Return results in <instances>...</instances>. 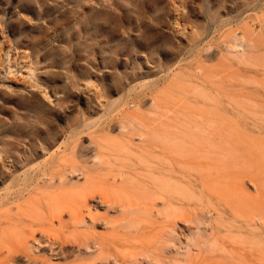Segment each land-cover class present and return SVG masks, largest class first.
I'll list each match as a JSON object with an SVG mask.
<instances>
[{
	"label": "rangeland",
	"instance_id": "obj_1",
	"mask_svg": "<svg viewBox=\"0 0 264 264\" xmlns=\"http://www.w3.org/2000/svg\"><path fill=\"white\" fill-rule=\"evenodd\" d=\"M224 1L0 0L1 247L31 241L34 230L35 237L47 244L39 248L27 244L26 251L46 264H181L188 259L190 264H237L233 256L249 250L251 243L264 246V225L255 227L258 217L251 213L240 218L238 209L241 205L246 214L250 208L264 214V68L249 73L225 60L218 45L220 36L239 28V41L246 45L255 41L257 49L249 55L263 62L264 24L259 16L264 0L245 9L223 8ZM229 21L233 27L225 24ZM217 24L226 26L216 28ZM202 29L209 32L204 44H193L190 38ZM216 67L220 72L210 74ZM242 95L252 101L253 112L237 104ZM124 113L135 117L151 136L154 127L165 137L169 134L176 157L182 155V141L187 142L189 164L201 163L199 168L211 174L210 181L202 191L193 177L177 169L175 176L182 184L174 186L178 191L170 218L157 199L151 213H141L129 226L118 228L103 245L101 257L93 259L88 248L93 239L110 233L105 218L122 214L95 198L79 206L81 192L98 190L116 205L130 196L125 184L112 179L120 163H133V155L128 154L130 160L126 155L133 153L131 149H118L122 132L117 118ZM107 137L115 139L108 157L102 155L110 161L102 171L105 176L95 182L67 177L70 193L63 194L66 191L59 189L64 179L49 177L54 166L70 159L90 165L91 143ZM132 139L140 143L139 137ZM201 155L221 161H211L215 168L206 169ZM135 167L130 176L135 175L136 186L145 188L141 171L150 166H139L137 172ZM44 170L47 176L42 177ZM49 183L58 191L45 190ZM181 189L190 190L189 204ZM140 193L132 198L136 204L143 201ZM61 204L63 223L52 218L53 208ZM73 207L85 224L65 225L70 221L67 208ZM38 231H45L44 237ZM213 233L217 240L206 238ZM52 237L64 239V245L49 248ZM4 254L2 248L0 256ZM24 257L19 254L17 264ZM259 258L264 262L255 252L246 260L262 264Z\"/></svg>",
	"mask_w": 264,
	"mask_h": 264
},
{
	"label": "bare ground",
	"instance_id": "obj_2",
	"mask_svg": "<svg viewBox=\"0 0 264 264\" xmlns=\"http://www.w3.org/2000/svg\"><path fill=\"white\" fill-rule=\"evenodd\" d=\"M253 1H256V0H253ZM261 9H263V8H261ZM259 17H260V21L262 22V24H264V12L261 13V15ZM237 29H239V28H236L235 30H230L229 32H226L224 34V38L237 36L238 35V33L236 32ZM240 29H241V27H240ZM262 42H264V39L260 43V46L263 48L262 49V51H263L262 55H264V43H262ZM233 47H234V50H236V55H237L238 59L239 60L244 59L243 63H247L251 66L255 65V67H263L264 68V56L262 57L263 62H261V63L256 62L255 64H253V62L250 61L251 59L248 56V54L252 48L257 49L256 48L257 44L255 41H253V43L248 44V45H246L244 43H239V44L234 45ZM248 83L254 84L255 82L253 80H250ZM238 99H239V103H237V104L239 105V107L241 109H243L244 111L247 110L249 112H253L251 110V107L249 108V102H252V101L247 96L242 95ZM134 118L135 117L129 116L125 113L122 115V117L117 118L121 124V132H122L120 139H118L119 141L121 140L118 149H125V146L127 148L126 150L131 149L133 151V153L130 151H127L126 155H127V158L129 160H130V158H129L130 155H128V154L130 153L133 155L132 156L133 159H131V161H133V163H131V165L130 164L124 165V164L120 163L116 173H114L113 177H112L113 181L119 180V183L125 184L127 186V190L130 192V196L128 197L127 201H119L118 204L116 205L115 202H113V201L111 202L110 200H108L106 198V196L98 190L96 192H93L90 194H88L87 192H86V194L85 193L83 194L81 192V194L83 195L82 196L83 200L79 204V206H84V205L86 206L88 200H90L91 198H95V200L98 199L96 202L98 204L101 203L103 205V207H106V208L111 207L117 213L120 212L122 214L121 217L115 218V219H109L107 217L105 218L104 225H108V224L110 225V233H108L107 235H101L99 238L100 240L93 239V241H92L93 245L88 247V248L92 249V251H93V253H92L94 255L93 259H99L101 257L102 252H103V248H104L103 245L107 241H110L111 237L113 238V234L118 228H124V227L129 226V224L132 221H135V219L138 217L137 215H139L141 213L146 214V215L151 213L153 211V208L155 206H157V204H158L157 199L162 200L161 209H163V211L165 213V217L170 218V215H172V213L174 212L173 201H175L174 200L175 197L173 198V195H174V193H176L178 191L177 189H174V186H176L177 184H179V185L182 184V182L175 176V171L177 169H179V171L182 174H185L186 176H188L190 178L193 177V179H194L193 181L194 182L197 181L200 184L199 186L201 187L202 191H203L205 185L207 183H209V181H210L209 179H210L211 174H209L208 171H207V173L204 172L203 170H205V169L199 168L200 166H202L201 163H200L199 167H194V166L189 164L188 157H187V155L189 153L187 142L184 143V140L182 141V145H183V147L181 148L183 150L182 155H180V157H176L175 154L173 153L172 145L170 144L171 141H170V135L169 134L167 137H165L164 134L160 133L157 130V127H154L153 130L157 131L158 135H155V131H154L153 136H151L150 131L142 130V128L144 126L141 123L136 122ZM136 128H139V129L137 130ZM133 136L139 137L140 143H133V141H132ZM155 136H156V138H155ZM114 139L115 138L107 137L106 141H104L102 143H95V145H94V143H91L93 148H89L90 152H88V154L90 153L89 158L92 159L90 165H87V164L81 165L75 159L73 161H70L72 159L65 160V161H62L59 165L54 166V168L51 170L49 177L52 178L51 179L52 181L56 177H59L60 180L64 179L63 183H60L61 188L59 189L62 191V193L64 191H66V189H67L66 188L68 185L67 180H66L67 177L83 176L86 178V180H92L93 182H95V180L98 181L99 179H102V177L105 176V173L102 171H104L106 169V165H108L109 164L108 162H110V161L105 160L104 158L108 157L107 156V154H109L108 151L113 149L111 147H114L112 144V141H114ZM159 150L162 151V153H163V155L161 157L158 155ZM192 151L195 152V149ZM102 155H106V156L104 157ZM200 157H202V155ZM202 159H204L206 161V163L203 162V165H205L206 169L215 168L211 164V161H217V160L219 162L221 161L220 158H214L210 155H204L202 157ZM138 162H140V165L138 164ZM135 165H136V167H135ZM137 165H139L141 167L145 166V165L150 166L148 168H145L143 171H141L142 175L140 176V178H141L140 181H142L146 185V186H143L145 188H142V189H141L142 185H139L137 183L139 186L138 185L136 186V178L134 179L135 175H134V177H133V175L130 176V174H131L130 171L133 169V167H135L136 172L139 170L140 167ZM153 166L154 167L156 166V167L153 168ZM126 167H128V168H126ZM129 167H130V170H129ZM220 168L221 167L219 165H217L216 169L220 170ZM192 170L195 173H192ZM135 171H134V174L136 173ZM45 176H47L46 170H44L43 174H42V177H45ZM42 177H39L36 180L39 184L41 182ZM131 177H132V179H131ZM137 178H138V176H137ZM129 180L132 182H130ZM184 187L186 188V186H183L181 188L184 189ZM43 188L47 191L48 190L51 191V189L53 190V188L55 189V191L56 190L58 191V189H56L54 186H52V183L51 184L49 183L48 185L44 186ZM187 188L191 189V184L187 185ZM83 189H85V188H83ZM183 189H181L182 194H184L182 196H186L187 199H185V202L187 203L189 201V198L187 195L190 192V190L187 191L188 193L187 192L185 193V192H183V191H185ZM85 191H87V189H85ZM138 191H140L143 194V201H141V199H139L141 201V203L136 204L135 200L133 201L132 198L134 195H136V192L138 193ZM68 192H69V190H68ZM68 192L66 191L63 194L67 195ZM179 193L181 196V191ZM179 193H177V194H179ZM63 194H61V195H63ZM139 197H137V198H139ZM60 198L58 200H60ZM49 199H51V198L49 197ZM52 200H53V198H52ZM181 203L183 205V202H181ZM188 204H189V202H188ZM188 204H186V205H188ZM251 204H252V200H249L248 205H251ZM61 206H62V204H61ZM53 209H54V214H53L52 218H55L56 220H58L59 223H63L61 220V217H62V213L65 210V207L59 206L58 209L57 208L56 209L53 208ZM238 209L240 212V216H239L240 218L245 219V217H247L251 213L255 217L256 216L258 217V220H256L257 222L255 221V223H254L255 227H258L259 224L261 226L264 225V214L263 213L255 214V212L250 208V210L248 212L249 214H246L247 210L246 209L244 210L241 205H239ZM67 210H68V213L70 214V221L65 223V225L69 224L72 227H76L79 224L81 225V224L86 223V221L84 220L83 216L80 214L79 209L77 207L67 208ZM182 211H183V209H182ZM185 211H186V209H185ZM186 212H188V211H186ZM2 215H0V216H2ZM12 218H14V217H12ZM12 218H11V220H9L10 222L13 221ZM91 218L93 219V217H91ZM185 219L187 222H192V220L191 219L189 220V218H187V217ZM119 221H121V222H119ZM3 225H4V221H2L1 217H0V229L3 227ZM41 225H39V227ZM45 233H46L45 231H38V234L39 235L41 234L42 237H44L43 235ZM30 236L32 238L31 241L25 240L24 242L8 243L6 245H3V247H1V244H0V254H1L2 248H5V253H6V254L0 256V264H6L7 262H10L11 264H17V261L19 259V254L20 255L22 254L25 256L24 257L25 261L24 262L21 261L20 264H46V261H42V260L38 261L37 258L29 255L28 252L26 251V248L27 249L29 248V246L27 244H32L34 248H39L40 244L44 243L35 237L34 230L30 233ZM45 237H46V235H45ZM109 237H110V239H109ZM206 238L209 240H211V239L217 240V236H215V233L208 234L206 236ZM50 240L53 241V245H48L49 248L51 246H54V245L56 246L55 248H58L59 245H64V243H65L64 239H62V238L58 239L57 237H55V238L52 237ZM239 242L244 243V244L246 243L244 240H239ZM209 246L212 249L215 247L213 244H211ZM248 247H249L248 248L249 250H247V251L245 249H243V252L245 251V253H246L245 255L242 252L241 254L233 256V258H234V260H236L237 264H252L248 259L246 260V257L253 255L255 252H259V254H261V257H264V246L260 245L259 242L258 243L257 242L251 243L250 246H248ZM243 248H244V246H243ZM214 250H215V248H214ZM237 252L238 251H236V253ZM247 253H248V255H247ZM187 254H186V256H187ZM230 256L232 257V254H230ZM189 258H191V257H189ZM258 260L260 261V263L263 262L262 260H260V258ZM190 263H192V261L190 259L183 261V262L181 261V264H190Z\"/></svg>",
	"mask_w": 264,
	"mask_h": 264
},
{
	"label": "crops",
	"instance_id": "obj_3",
	"mask_svg": "<svg viewBox=\"0 0 264 264\" xmlns=\"http://www.w3.org/2000/svg\"><path fill=\"white\" fill-rule=\"evenodd\" d=\"M251 1H253V0H236V2H233V3H227V0L226 1H224V4H223V2L221 3V5H224L223 6V8H227V6L226 5H228L229 6V8L230 7H233V6H237V8H247V7H249L250 5H254V2L255 1H253L252 3H251ZM238 4V5H237ZM234 9H235V7H234ZM213 18H216V16L215 15H211V19L213 20ZM214 22H216V19H215V21ZM226 25H229L230 27H233V23H232V21H229V22H227V23H225ZM226 25H216V28H220V27H224V26H226ZM207 31V30H206ZM208 32V31H207ZM229 32V31H228ZM197 35H193L191 38H190V40H191V42L193 43V44H197V45H200L201 43H203V41H204V39L206 38V36L209 34V32L208 33H205V29H202V31L201 32H198V33H196ZM238 36V35H237ZM237 36H235V37H227V38H224V35H222V36H220V38H219V41H218V45H220V46H222V48L224 49V51H225V55H224V59L225 60H227V61H229L230 63L231 62H236L237 64H240V65H242L243 66V68L245 69V71H247V72H252V73H254V72H256V70H257V67H255V65L254 66H251V65H249V64H247V63H243V62H241L239 59H238V57H237V55H236V50H234V45H236V44H239V43H243V42H240L239 40V37H237ZM206 43V42H205ZM204 44V43H203ZM210 48H211V46H207V48H206V50H204V52H206L207 53V57H208V52L210 51ZM211 52V51H210ZM248 56H249V58L251 59L250 61L251 62H253V64H255L256 62H258V59L257 58H253L251 55H249L248 54ZM202 72H203V70H202ZM220 72V69H218V67H216L214 70H213V72L212 73H210V74H218Z\"/></svg>",
	"mask_w": 264,
	"mask_h": 264
}]
</instances>
